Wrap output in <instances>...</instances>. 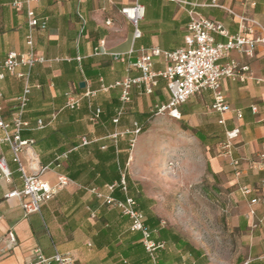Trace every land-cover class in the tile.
<instances>
[{"label": "crops", "instance_id": "1", "mask_svg": "<svg viewBox=\"0 0 264 264\" xmlns=\"http://www.w3.org/2000/svg\"><path fill=\"white\" fill-rule=\"evenodd\" d=\"M14 1L0 0V65L11 51H29L28 9L14 8ZM136 2L145 7V16L139 24L142 36L134 40L135 28L121 8ZM31 8L48 23L47 29L34 32L36 54L47 62L37 64L31 72L32 94L25 114L31 130L24 131L23 138L35 140V145L22 158L27 168L33 165L39 171L48 167L43 180L55 184L64 175L70 183L40 213L26 215L18 199L8 198L11 191L23 187L17 165L8 147L0 151L13 171L11 183L0 178V264H26L36 251L50 259V264H56L52 260L56 253L70 254L74 264H151L142 235L131 230L130 219L92 192L109 194L107 186L119 184L123 173L127 191L117 187L113 197L134 198L154 238L167 243L160 264H219L179 230L166 226L155 198L128 172V166L137 161V155L130 154L133 135L120 137L117 145L110 138L115 132L133 130L135 123L144 126L151 113L167 106L171 99L167 82L160 78L151 95L134 87L118 124L114 119L122 107L121 89L105 91L103 87L127 76L140 77L141 71L133 65L151 49L172 52L185 47L191 12L197 18L222 23L229 36H236L240 33L238 16L264 27V0H38ZM262 36L258 28L249 35L251 39ZM215 40L227 43L228 37L215 35ZM230 60L249 71L243 72L244 81H222L232 109L224 115L226 126L212 108L211 91L191 97L179 107L180 119L171 118L175 127L192 134L197 142L210 143L197 156L210 171L205 189L211 202L237 237L235 256L227 264H264V204L251 202L264 196V171L252 167L264 150V44L259 43L252 56L232 51L223 62ZM166 66L162 58L154 59L155 72ZM23 88L24 82L10 74L0 82L6 120L11 119ZM88 90L95 95L84 98L79 110L65 107L66 94L81 96ZM97 108L102 114L93 124L90 117ZM237 112L243 114L242 119ZM39 120L45 124L43 129L36 128ZM235 127H240V137L232 154L225 155L216 149V143L225 141L226 129ZM84 138L88 144L83 143ZM233 160L239 161L240 175ZM243 188L254 192L245 195ZM9 233L15 235V241Z\"/></svg>", "mask_w": 264, "mask_h": 264}, {"label": "built area", "instance_id": "2", "mask_svg": "<svg viewBox=\"0 0 264 264\" xmlns=\"http://www.w3.org/2000/svg\"><path fill=\"white\" fill-rule=\"evenodd\" d=\"M38 0H15L13 6L16 9L27 7L29 33L27 35V45L29 51L20 53L11 51L6 60L0 65V82L3 81L8 74L21 79L24 82L22 94L15 99L13 105V113L10 120H6L4 116V107L2 105V92L0 89V151L4 147H8L11 153L12 162L17 165V172L20 174L23 187L21 190H13L8 194L10 199H18L26 215L40 213L44 204L54 199L62 190L70 183L67 176L61 175L57 183L51 184L42 179V174L48 167H42L37 171L34 166L27 168L24 165L22 155L25 151L33 148L35 140L24 139L23 132L31 130L30 123L25 120V114L31 101L32 86L30 77L32 69L37 64H44L47 60L44 57L38 56L35 50L34 32L36 29H47V20H40L35 11L31 8L32 4H36ZM214 4V3H213ZM122 15L132 23L135 28L134 40L141 38L142 32L139 29L140 22L145 16V7L136 2L134 5L121 8ZM229 13L237 16L232 10ZM196 14L191 12L192 21L188 27L186 35V45L176 51H164L159 48L151 49L143 53L138 61L133 65L141 71V76L132 78L127 76L123 80L115 82L109 87H103L105 91L110 88L121 89L122 107L118 116L114 119V123L118 124L122 115L126 112L127 105L131 102V91L134 87L142 90L146 95H151L158 85V80L161 78L167 82L168 89L171 94L170 102L167 106L159 107L156 114L168 113L174 119H180L179 107L186 103L191 97L201 95L207 91H211L214 96L213 110L219 113L222 118L220 124L226 126L224 115L231 112L225 94L222 91L223 79L231 81H244L246 77L243 72L249 71L248 67H240V65L227 59L232 51L252 56L256 46L259 43L264 44V27L257 21L250 20L246 17L238 16L240 33L236 36H229L226 28L220 22L206 19L203 17L197 18ZM248 22L252 25L248 26ZM110 24V22H108ZM263 32V36L251 39L249 35L255 34L256 29ZM215 35L228 37L227 43H217ZM162 58L167 64L166 69L161 72L154 71V59ZM21 68H26V71H19ZM95 95V92L86 91L83 95L66 94L65 107L70 110H79L84 98H89ZM256 112V107L253 108ZM102 110L97 108L92 111L90 120L93 124H97L101 118ZM237 117L242 119L243 114L237 112ZM55 118V116H54ZM45 124L42 120L37 123V129H43ZM141 133L139 123L134 124L133 130L125 132H115L110 135L113 143L118 144L120 137L126 134L133 135L130 140L131 149L135 148L137 137ZM241 134L240 127H235L232 130L226 129L225 141L221 144L225 150V155H231L232 149L239 139ZM84 144H88L86 138L83 139ZM33 160H36L33 158ZM237 171L239 166L238 160H233L231 163ZM253 168L264 171V150L259 155V160L252 164ZM0 178L8 183L13 180V171L11 170L8 160L5 155L0 157ZM121 187L122 191L126 192V174H122L119 184L108 185L109 194H103L95 189L92 190L97 197L105 199L106 203L118 209L122 215L128 217L131 221V230L139 232L142 235V243L150 258L151 264H160L161 254L166 249L165 241H158L153 236V231L146 222L144 212L140 209L138 202L131 197L125 200H120L113 197V193ZM264 187V183H263ZM245 195L252 194L253 189L243 188ZM264 204V196L255 198L251 202ZM12 241L16 240L13 233H9ZM52 260L56 264H74L73 257L70 254L56 253ZM50 259H46L39 251H36L32 261L26 264H50Z\"/></svg>", "mask_w": 264, "mask_h": 264}, {"label": "rangeland", "instance_id": "3", "mask_svg": "<svg viewBox=\"0 0 264 264\" xmlns=\"http://www.w3.org/2000/svg\"><path fill=\"white\" fill-rule=\"evenodd\" d=\"M144 138L130 151L137 161L128 172L141 183L146 194L154 197L166 226L179 230L208 253L216 263L233 260L236 235L222 219V212L211 202L205 185L210 181L199 153L207 151L208 142H197L174 126L166 115L150 114L144 125ZM142 133V134H143ZM216 149L221 153V143Z\"/></svg>", "mask_w": 264, "mask_h": 264}, {"label": "trees", "instance_id": "4", "mask_svg": "<svg viewBox=\"0 0 264 264\" xmlns=\"http://www.w3.org/2000/svg\"><path fill=\"white\" fill-rule=\"evenodd\" d=\"M143 130H144V126H141V133L143 132Z\"/></svg>", "mask_w": 264, "mask_h": 264}]
</instances>
